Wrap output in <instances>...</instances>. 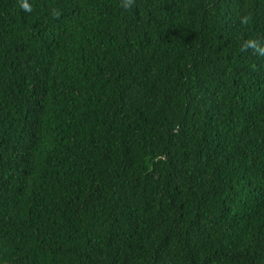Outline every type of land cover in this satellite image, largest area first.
Segmentation results:
<instances>
[{
	"label": "trees",
	"instance_id": "trees-1",
	"mask_svg": "<svg viewBox=\"0 0 264 264\" xmlns=\"http://www.w3.org/2000/svg\"><path fill=\"white\" fill-rule=\"evenodd\" d=\"M126 3L0 0V264H264V0Z\"/></svg>",
	"mask_w": 264,
	"mask_h": 264
},
{
	"label": "clouds",
	"instance_id": "clouds-1",
	"mask_svg": "<svg viewBox=\"0 0 264 264\" xmlns=\"http://www.w3.org/2000/svg\"><path fill=\"white\" fill-rule=\"evenodd\" d=\"M132 3H133V0H127L126 6L130 7ZM251 47L255 48V45H251ZM257 51H260V50L257 49ZM261 54H264V52H261Z\"/></svg>",
	"mask_w": 264,
	"mask_h": 264
}]
</instances>
